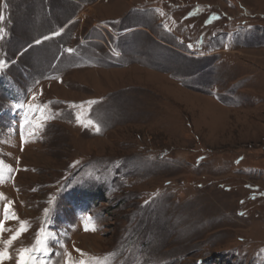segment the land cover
Masks as SVG:
<instances>
[{
	"label": "rangeland",
	"instance_id": "1",
	"mask_svg": "<svg viewBox=\"0 0 264 264\" xmlns=\"http://www.w3.org/2000/svg\"><path fill=\"white\" fill-rule=\"evenodd\" d=\"M65 1L0 0V264H264V0Z\"/></svg>",
	"mask_w": 264,
	"mask_h": 264
},
{
	"label": "trees",
	"instance_id": "2",
	"mask_svg": "<svg viewBox=\"0 0 264 264\" xmlns=\"http://www.w3.org/2000/svg\"><path fill=\"white\" fill-rule=\"evenodd\" d=\"M20 1H22V0H20ZM61 1H63V0H61ZM70 1H78V0H67V1H65V2H68V3H71ZM48 6V5H47ZM49 7V6H48ZM75 20V18H71L69 21H67V22H65V23H60L59 25H54L53 27L54 28H57L55 31L56 32H49L47 29L45 30V34H42L41 35V39L39 40V41H41V40H43L45 37H50V36H53V35H58L57 37H55V38H53L52 40H62L64 37H65V35L68 33V28L72 25V24H74V21ZM125 33V32H124ZM66 38H67V36H66ZM50 40H51V38H50ZM46 41H48V40H46ZM92 41H94V42H96V43H99V42H101L100 41V39H98V38H96V39H93ZM83 42H86V41H83ZM35 43H37L36 41L35 42H33V44H35ZM32 44V45H33ZM45 43H43L42 42V44L40 43V44H38V45H36V46H33V47H31L32 45H29V46H27V47H25V49H23L21 52H22V54H21V56L19 57V60H18V62L20 63V65L22 66V67H24V69L22 70V72H24V73H26L24 76L26 77V78H28L29 77V79L31 80V78L34 80V81H36L37 80V78H36V76H35V74H34V67H31L30 66V63H29V61L28 62H26V63H24L23 64V62H22V60H23V58L25 57V56H29V54H31V52L33 51V50H37V48L39 49V48H41L43 45H44ZM85 46H82V48H84ZM61 49H64L65 51L67 50V47H65V44L64 43H61ZM53 51V50H52ZM65 51H60L59 50V48H58V46H56V49L53 51V54L55 55V56H57V59L58 58H60V57H62L63 56V54H64V52ZM122 54V53H121ZM10 55V53H9V49H8V47H6L5 46V50L3 51V53H2V58L1 59H6V60H2V61H9L8 60V56ZM20 59H21V61H20ZM120 59V58H119ZM117 63H118V60L116 61ZM11 65H10V68H9V70H8V74L11 76V78L14 80V82H16V83H14L18 88L20 87V88H22L23 90L25 89L22 85H23V82L21 81V80H19L17 77H14L15 75H13V73H11V72H13V71H11V70H13V68H14V66L15 65H17V62H16V64H15V62H9ZM53 63H55V61L53 62ZM52 63V64H53ZM119 64V63H118ZM8 75V76H9ZM50 78H54V75L52 76V77H50ZM49 78V79H50ZM13 80H11V81H5V79L4 80H2V78H0V87H1V90L2 91H0V92H2V94H4L5 95V91H4V88H8L7 86L9 85V84H11L12 83V81ZM22 84V85H21Z\"/></svg>",
	"mask_w": 264,
	"mask_h": 264
},
{
	"label": "snow or ice",
	"instance_id": "3",
	"mask_svg": "<svg viewBox=\"0 0 264 264\" xmlns=\"http://www.w3.org/2000/svg\"><path fill=\"white\" fill-rule=\"evenodd\" d=\"M3 20V16L0 15V21ZM3 36H2V30H0V39H2ZM49 37H45V39H48ZM37 43H40V41H36ZM189 47H191V45H189ZM67 52L71 53L73 50L72 49H67L66 50ZM3 67H4V61H0V71L3 70ZM33 99H35V97H33ZM90 103H93V102H90ZM77 120L79 121L80 120V117L78 116L77 117ZM89 124H91L92 122L89 121L88 122ZM97 131H99V129H97ZM23 139V138H22ZM0 167H2V162H0ZM3 212H4V220H0V234L3 233V231L5 230L4 229V221H6L7 219L11 218V219H16L15 217V214L14 212H12V205L11 203H8V204H5L4 205V208H3ZM89 219H91L89 217ZM26 230V227L24 224H21V227L20 229L16 232L15 235H13L8 241H7V245H11L12 241H14L19 235L21 232L25 231ZM86 230H88L86 228ZM94 230V229H92ZM45 242L42 241L41 239H37L36 241V247L32 248L31 250L29 249H21L20 250V264H36V261L33 260V253L37 252L38 250H43V251H46V246L44 248H41V245L44 244ZM84 253H81V256H83ZM8 258L5 254V252H2L0 251V261L4 260ZM95 259V258H94ZM69 264H72V262L70 261ZM78 264H89L88 261L86 260H80L78 262Z\"/></svg>",
	"mask_w": 264,
	"mask_h": 264
}]
</instances>
